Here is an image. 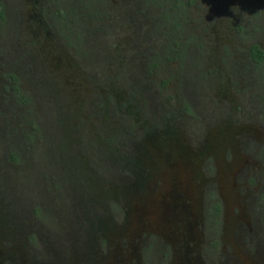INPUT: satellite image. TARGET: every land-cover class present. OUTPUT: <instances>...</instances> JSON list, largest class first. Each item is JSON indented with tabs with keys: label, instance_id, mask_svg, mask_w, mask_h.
I'll list each match as a JSON object with an SVG mask.
<instances>
[{
	"label": "rangeland",
	"instance_id": "1",
	"mask_svg": "<svg viewBox=\"0 0 264 264\" xmlns=\"http://www.w3.org/2000/svg\"><path fill=\"white\" fill-rule=\"evenodd\" d=\"M187 8L172 27L155 1L0 0V264H106L162 151L205 181L194 210L203 263L241 260L234 216L242 206L256 230L243 194L253 180L244 188L243 167L229 172L258 161L244 132L264 139V0ZM176 31L183 56L166 59ZM251 42L262 60H250Z\"/></svg>",
	"mask_w": 264,
	"mask_h": 264
},
{
	"label": "flooded vegetation",
	"instance_id": "2",
	"mask_svg": "<svg viewBox=\"0 0 264 264\" xmlns=\"http://www.w3.org/2000/svg\"><path fill=\"white\" fill-rule=\"evenodd\" d=\"M50 1L56 3L58 0ZM144 1L146 0H140V2ZM191 2L192 0H188L186 6H189ZM57 23L60 24L58 20ZM175 34L178 35L176 40L181 41V43L174 46L173 54L178 51L179 47L182 50L185 47L184 36L179 38L177 31ZM188 36L192 37L191 33L187 35V38H189ZM251 44L252 42L247 46L250 60L253 62L262 60L263 56L256 60L251 55L249 49ZM259 48L263 52L261 46ZM163 49L160 56H163ZM182 56L181 51V55H176L174 58H182ZM164 82L165 80H161L162 84ZM255 112L253 110L245 113L248 114L247 116L252 115L258 118ZM245 113H241V117H247ZM242 144L249 148L250 154L255 155L258 161L253 160L250 164L244 159H235L229 174L233 178L234 174L243 167L242 172H240L241 185L245 188V183L250 178L253 180V188L250 191L244 189L243 194L244 196L250 195L251 203L254 205L256 203L253 208L257 213V225H255L256 230L248 225L244 209L238 205V213L234 219L235 221L244 220L245 227L241 228L240 247L235 242H231L230 247L232 248L231 251L242 255V261L234 259L230 261V264H264V235L262 238L258 235L259 229L262 228L264 231V205H261L263 203L262 198H264V139H253L248 132H244ZM162 153L164 155L159 154V158L163 170L160 169L158 175L155 173L151 176L146 183V191L143 192V187L141 188L142 191L140 190L141 192L136 199L137 206L135 209L133 208L129 214V219L125 222L129 234L125 235L122 240V247L117 243L118 246L113 250L106 264H160L161 259L166 257V264H204L197 252L198 242L201 239L195 230L199 216H195L194 210L198 207L197 202L201 194V190L196 191V189L205 181L203 179H200L199 182L195 181V174L192 172L194 161L191 159L170 151H162ZM205 168L207 169L206 165ZM156 179L159 182H154ZM232 184L234 185L235 182ZM148 188H150L149 191ZM218 188L220 187L218 186ZM210 198H208L207 204L209 209L205 211L213 217L217 204ZM261 214L262 218L260 217ZM245 243L248 248L245 247ZM207 246L210 247V244L207 243ZM243 247L246 250L244 253H240L239 248ZM207 250L208 253L214 252L212 248H207ZM248 250H251L253 255H249ZM208 259H210L209 256ZM98 264L101 262L99 261Z\"/></svg>",
	"mask_w": 264,
	"mask_h": 264
},
{
	"label": "trees",
	"instance_id": "3",
	"mask_svg": "<svg viewBox=\"0 0 264 264\" xmlns=\"http://www.w3.org/2000/svg\"><path fill=\"white\" fill-rule=\"evenodd\" d=\"M146 1H155L157 3H160V5L162 6V10H163V16L164 18H166L167 22H169V24L172 25V27L178 26L181 24L180 19L184 17V13L187 8L186 4L188 2V0H146ZM1 10L2 9H0V16H1ZM177 36L178 35L174 37L169 36L168 39L170 40V42L176 43L175 40ZM173 49L174 47L172 48L170 45L167 46L166 44L165 48L163 49V56H165L166 59H172L176 55H179V56L181 55V51H182L181 47H179L178 51H176L174 54L172 52ZM249 49H250L251 55L256 60L263 56V52L257 44L252 43ZM10 76H12V82H14L15 75L10 74ZM9 87L14 90V93H19L18 95H20V97L22 96V94L18 91L17 85L15 83H11ZM7 154L9 155L11 159H14L13 153L8 152Z\"/></svg>",
	"mask_w": 264,
	"mask_h": 264
}]
</instances>
